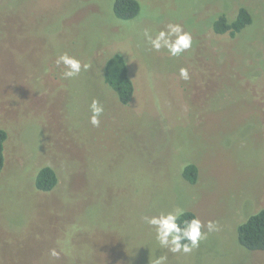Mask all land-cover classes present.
Wrapping results in <instances>:
<instances>
[{
    "label": "rangeland",
    "instance_id": "rangeland-1",
    "mask_svg": "<svg viewBox=\"0 0 264 264\" xmlns=\"http://www.w3.org/2000/svg\"><path fill=\"white\" fill-rule=\"evenodd\" d=\"M139 2L123 20L114 0H0V264H154L162 254L166 264H264V250L238 239L264 208V0ZM240 6L253 23L216 33L215 18ZM168 23L193 36L175 57L143 37ZM116 52L135 84L128 104L104 78ZM64 53L90 67L65 78ZM189 163L195 184L183 177ZM45 165L59 178L47 192L35 184ZM174 208L218 230L190 253L161 250L143 217Z\"/></svg>",
    "mask_w": 264,
    "mask_h": 264
},
{
    "label": "trees",
    "instance_id": "trees-1",
    "mask_svg": "<svg viewBox=\"0 0 264 264\" xmlns=\"http://www.w3.org/2000/svg\"><path fill=\"white\" fill-rule=\"evenodd\" d=\"M113 9L116 16L123 20L137 17L141 10L139 0H114ZM253 23V15L245 7L240 6L236 16L229 19L226 13H221L213 21V30L216 33H229L235 37L247 26ZM105 81L116 91L122 104H128L135 93V84L129 74V67L125 56L119 52L110 55L105 63ZM9 137L7 129L0 127V173L5 165V143ZM199 175L195 163L187 164L183 169V177L191 184L197 182ZM57 171L49 165L43 166L36 176V188L41 191H50L58 183ZM198 216L192 210H185L180 219H191ZM239 242L249 250H264V208L252 214L247 221L238 227Z\"/></svg>",
    "mask_w": 264,
    "mask_h": 264
},
{
    "label": "clouds",
    "instance_id": "clouds-1",
    "mask_svg": "<svg viewBox=\"0 0 264 264\" xmlns=\"http://www.w3.org/2000/svg\"><path fill=\"white\" fill-rule=\"evenodd\" d=\"M143 37L151 46V49L160 51L167 49L173 57L189 50L193 46V36L190 32L185 31L183 25L179 23H168L165 29H161L154 35L145 29ZM56 63L63 64L65 70L63 76L65 78L77 77L82 70H87L90 65L82 63V61L67 53L60 55ZM179 75L182 79L190 78L187 68H180ZM91 117L90 123L99 127L100 117L104 112L103 104L94 99L90 105ZM185 215V209L174 208L171 211L160 212L157 215L143 217L144 222L155 230V237L159 243L161 250H167L172 253H190L193 249L199 247L200 242L207 238L208 234L218 230L216 222L209 220L205 225L198 216H193L191 219L181 217ZM52 257H58L59 253L56 249L50 251ZM167 255L162 254L156 258L154 264H166Z\"/></svg>",
    "mask_w": 264,
    "mask_h": 264
}]
</instances>
